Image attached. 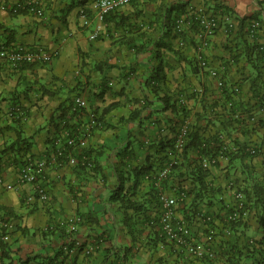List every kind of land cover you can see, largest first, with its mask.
<instances>
[{
    "label": "crops",
    "instance_id": "crops-1",
    "mask_svg": "<svg viewBox=\"0 0 264 264\" xmlns=\"http://www.w3.org/2000/svg\"><path fill=\"white\" fill-rule=\"evenodd\" d=\"M15 1L0 0L1 3ZM42 4L41 17L0 10V45L40 47L52 54L47 63L18 67L0 64V150L15 139L18 129L15 120L19 119L20 130L32 143L26 159L50 152L58 139L56 136L62 134L58 133V122L53 118L57 108L72 104L73 97L80 95L87 102V110H93L100 119L87 141L95 168L82 171L48 161L44 172L48 199L28 203L25 198L32 185L16 184V168L11 162L6 160L0 166V233L2 242L10 249L9 259L3 258L0 250V264H21L26 258H29L26 264H48L55 251L71 239H79L81 245L64 263L224 264L221 260L205 263L192 258L173 242L155 244V228L146 225L145 218L159 216L161 208L155 202L158 192L177 197L182 188L188 189L191 184L186 176H177L186 167L182 153L177 156L176 165L184 161L180 169L173 172L175 165L161 177L170 156L164 162H155L160 154H153V147L160 141L175 139L182 124L188 130L193 124L205 127L207 122L198 118V113L215 100L220 101H216L217 106L206 110L220 111L218 105L223 99L222 88L197 66L195 30L188 28L175 35L174 18L188 10L228 11L232 28L222 24L202 51L209 66L221 69L223 83L235 84L241 92L239 100L245 102L251 96L247 81L254 74L252 67L262 65L254 60L257 50L253 45L264 41V24L253 42L247 26L251 16L264 17V0H141L121 7L101 23L95 17L94 0H42ZM85 7L88 15L83 10ZM244 17L247 20L240 21ZM97 24L100 30L95 39H90ZM260 93L264 94V88ZM173 101H176L174 109L164 104ZM181 107L187 110L185 116L179 111ZM131 112L137 113L133 120ZM213 114H208V121ZM72 121L84 130L87 116L84 113ZM214 124L207 127L214 131L221 128L216 121ZM235 131L228 137L224 134L220 137L222 145L231 147L237 138L247 144V152L249 148L264 146L263 131L246 137ZM149 144L151 148L147 147ZM70 152L73 156L80 155L76 149ZM187 157L192 160L196 155L189 151ZM216 157V163L206 168V180L209 185L221 188L218 197L229 207L234 201L233 192L244 184L246 175L238 169L228 171L227 157ZM4 159L5 155L0 154V160ZM261 162H264V148L251 160L254 174L263 183ZM149 165L148 172L135 186L133 176L127 174L129 169ZM116 170L126 178L124 190L134 193L131 198L145 207L143 210L124 209L110 198L120 183ZM6 184L13 186L7 189ZM187 199L177 201L175 217L186 222L191 236L212 232L218 256L224 254L234 238H238L241 247L249 239L262 237L251 210L245 221L247 227L227 236L223 233L227 207L220 209L221 203H207L204 199L191 217V212L183 209ZM187 213L189 217L184 219ZM202 214L214 216L207 227L201 222ZM76 217L79 221L70 229L68 221ZM55 230L60 233L43 235ZM130 246L132 256L121 261L115 259L116 254L123 256L125 248ZM238 258L241 264L252 262L244 253Z\"/></svg>",
    "mask_w": 264,
    "mask_h": 264
},
{
    "label": "trees",
    "instance_id": "trees-1",
    "mask_svg": "<svg viewBox=\"0 0 264 264\" xmlns=\"http://www.w3.org/2000/svg\"><path fill=\"white\" fill-rule=\"evenodd\" d=\"M87 0H82V2H85ZM184 6V5H183ZM84 8V7H83ZM85 14L88 15L89 11L88 9H83ZM228 12V11H226ZM113 13V12H112ZM183 13V12H182ZM111 14V13H109ZM108 14V15H109ZM104 17V20H107V16ZM264 16V12H263ZM252 19H259L261 24L260 28L264 24V17L259 18L257 15L251 16ZM103 20V21H104ZM247 18H240V21H245ZM249 20V19H248ZM251 20V19H250ZM249 20V21H250ZM249 24V22H248ZM190 28L194 29L196 31V24L192 23ZM175 33V32H174ZM176 35V33H175ZM178 36V34H177ZM252 42L256 40V34L254 38H251ZM257 43V42H256ZM255 43V44H256ZM253 45L254 50L256 49V45ZM254 60H257L258 63H261L262 65L254 64L252 68H254V74L248 78V90L251 92V96H248L247 101L242 102L240 101L239 95L241 94L239 88L235 84H223L222 88V95L223 99L221 101V104L218 106L220 107V111L215 112H209L214 113L213 118L209 117V121L207 120L208 117V110L207 108H211L212 106H217V102H220L219 100L213 101V103H210V105L205 109H202L200 113H198L197 117L200 119L206 120L205 127L198 126L196 124L190 125V129L187 132V135L185 137V142L182 147L181 153H182V160L185 161L186 167L183 170L180 169L181 164L179 163L174 167V171L177 169L179 170V174L177 173V176H186L187 179L190 180V188L183 189V193L185 195L183 201H185L187 198V201L185 202V205L183 206L184 211L191 212V217L193 216L195 210L198 207V203L201 200H204L208 203H221L220 209H225V214L230 211L231 205L228 207L225 203H222L219 199V193L221 191V188H217L214 186H211L208 184V181L206 180V177L208 175V171L206 168H204L201 164V160L203 158H213L218 155H223L224 157H227L228 164L227 169L230 170H241L246 175V178L243 179L244 184L242 186H239L237 190L241 192L243 199L245 201V204H247L249 211L251 210L253 214L255 215V219L257 223L259 224L260 230L262 232V237L260 239H252L254 241H251L249 243L245 242L246 244H243L241 247H239L236 239L234 238L232 244H229L227 246V249L225 250L224 254L221 256H217L216 260H208L205 259H197L200 261H203L205 263H214L218 260H221L224 262V264H241L238 261L240 260L238 257L242 253L245 254V256H249L252 259L251 264H264V181L263 183L259 181V178L257 174H254L256 172L254 171V166L251 165L252 156L258 154V151L260 149H263L264 146H259L258 151L255 149V147H252L254 149L253 154H250L247 152V144L241 143L237 141V138L233 139L232 145L226 146L223 148L222 141L220 139L221 136L226 135L227 137L234 133L235 130H237L241 136H247L252 134L253 132H257L258 130L263 131L264 133V94L260 93V89L264 88V57L261 53L256 52ZM32 64V63H31ZM22 65H29V64H22ZM152 80H148L149 84H151ZM203 99L201 100V102ZM252 101V102H251ZM206 103V102H205ZM204 103V104H205ZM168 108L172 107L173 109L176 107V101H173L171 103H164ZM203 104V106H204ZM57 112H55V115L53 118H56L57 124H58V133L63 132L65 130L68 135L71 136H81L83 133V130H80L79 127L75 126L73 120L74 118H77L81 114L78 109L73 107V104L68 103V105H62L57 108ZM182 113V116H185L187 113L186 108L181 107V110H179ZM17 110H15L13 113H16ZM84 113V112H83ZM208 113V114H207ZM137 113L131 112L130 118L133 120ZM262 115V116H261ZM127 118V119H130ZM126 119V120H127ZM214 119L217 123L221 125V128L219 130H213L210 127H207L209 125H215ZM98 123H100L99 117H97ZM88 122V121H87ZM16 125L18 126V129L16 130V137L14 140L10 141L9 143L4 144L3 148L0 150V154L5 155L4 160H0V166L2 164H5V161L11 162L14 167L16 168V173L18 168L26 162L25 155L29 153L31 142L28 137H25L20 130L22 121L19 119L15 120ZM205 129H209L212 131V133H206ZM205 133L207 134H204ZM236 132V131H235ZM262 133V134H263ZM61 135H57L56 137H60ZM175 139H170L168 141H160L158 144L153 147V154H160V156L157 158V161L155 162H163L167 159V151L173 149ZM63 143L64 140H61ZM147 147H152V144H149ZM54 149V148H53ZM251 148L248 149L250 151ZM84 152L89 155L87 147H85ZM69 151V148L66 149V152ZM189 151H193L196 155V157L192 160H188L187 153ZM264 166V162H261ZM154 162H152L150 165L152 166ZM149 166H144L138 170H132L129 169L127 174H130L133 176V184L135 186L139 184V181L142 175L145 172H148ZM172 167V168H173ZM75 168L79 170H85V167L77 165ZM95 168V167H93ZM1 169V168H0ZM119 170V169H118ZM116 170V175L118 178V181L120 182L118 186L116 187V190L112 193L111 199L116 200L118 203H120V206L124 209H132L135 211L143 210V208L140 204L134 202V199L131 198L134 193H129L128 190H124L123 182L124 179H126L124 176L119 175V172ZM178 172V171H177ZM122 173V172H120ZM181 191V190H180ZM154 194V193H153ZM155 202L159 204L158 201V195L155 198ZM233 204V203H231ZM160 205V204H159ZM212 215V214H208ZM226 215L224 217H226ZM159 216H154L153 218H145L146 225H150L154 229V237L156 240V243H166L163 236L160 234V225H159ZM187 216H184V219H187ZM223 217V219H224ZM212 219L214 216L212 215ZM223 224L225 226H228L230 229L231 234H235L241 229H244L247 227L245 221L243 219H236L235 221H226L224 220ZM60 230H55L51 232H46L43 235H53V233H60ZM71 242V241H70ZM67 245L69 247L72 246V243ZM168 243V242H167ZM66 244V243H64ZM63 244V245H64ZM62 245V246H63ZM58 248L57 251H55L54 256L52 260L48 264H64L63 261H58V259L65 260L66 257L69 255L68 252H65L63 250V247ZM243 248V251H242ZM0 250H2V257L9 259L10 256V249L7 245V243H3L2 240H0ZM132 247L125 248L123 252V256L115 255V259L121 261L122 259L127 258V256H132ZM220 255V254H218ZM37 257V255L35 256ZM34 257V258H35ZM193 258V257H192ZM196 259V258H195ZM29 258H26L25 261H21V264H26L28 262ZM55 261V262H54ZM117 263V262H116ZM114 262H110L109 264H116ZM6 264H11V262H8ZM65 264H69L67 261Z\"/></svg>",
    "mask_w": 264,
    "mask_h": 264
},
{
    "label": "built area",
    "instance_id": "built-area-1",
    "mask_svg": "<svg viewBox=\"0 0 264 264\" xmlns=\"http://www.w3.org/2000/svg\"><path fill=\"white\" fill-rule=\"evenodd\" d=\"M141 0H94L95 17L101 23L104 17L109 13L115 12L125 5H129ZM0 10L7 11L12 14L16 13H29L34 16L41 17L44 13L42 0H17L13 3L0 2ZM222 11V12H221ZM192 23L196 24L195 35L198 39L196 47V63L201 71H206L208 75L215 80L216 86L221 88L223 86V78L221 77V69L209 66L208 61L203 55V48L208 45L209 39L214 32L222 25H226L228 28H232L233 23L230 15L225 10L218 12H205L202 10H188L186 13L178 15L173 20V30L176 34L180 35L184 32V29L190 28ZM259 19H251L247 26V34L250 38H254L257 30L260 28ZM100 30V25L97 24L94 27L93 32L90 34V39H95ZM257 52L261 53L264 57V41L256 43ZM52 54L44 51L40 47L29 48L23 45L10 44L0 45V64L5 63L10 67H18L22 64H31L35 62L47 63L51 60ZM110 84V83H109ZM73 107L78 109L80 114H86L87 124L81 136H71L63 130L62 134L56 140L50 152H46L40 157L27 158L17 170L16 184L29 183L32 185L31 192L26 196V202H32L34 200L46 201L48 199V193L45 187V168L48 161L55 164H67L70 166H83L86 169L93 168L94 160L84 152V148L87 147L88 137L92 129L99 125L97 121V114L93 110H87V102L80 95H75L72 100ZM84 112V113H83ZM164 130V127H161ZM188 132L186 124H182L177 131L175 141L172 150L167 151V155L170 156L166 165L162 170L161 177L168 174V172L178 162L177 156L181 153L182 147L185 142V137ZM61 140H64L62 143ZM223 148L226 146L222 145ZM69 151L66 152V149ZM76 149L80 152V155L73 156L71 150ZM250 153L254 152L251 148ZM220 156V155H219ZM217 157L203 158L201 164L204 168H208L216 163ZM1 170V169H0ZM12 184H6V188H12ZM234 201L231 205L230 211L224 217L226 221H235L236 219L246 220L248 217L249 209L243 199L241 192L234 191ZM185 195L183 192H179L177 197L166 194L161 190L158 192V201L160 204L161 212L159 217L160 234L163 236L165 242H173L179 250L185 252L189 256L196 259L216 260L218 256V250L215 247L214 234L210 231L205 232L200 237L191 236L189 227L182 219L175 217V208L177 201H183ZM212 215L202 214L200 219L204 227L212 221ZM79 218H71L68 223L70 229H73ZM223 233L225 235H231L228 226L223 224ZM3 239V234L0 233V240ZM72 246L69 247L66 242L63 250L71 254L80 247L81 242L79 239H71ZM254 240H249V243ZM63 261L58 259L57 262ZM55 264V263H53ZM65 264V263H64ZM228 264V263H227Z\"/></svg>",
    "mask_w": 264,
    "mask_h": 264
},
{
    "label": "clouds",
    "instance_id": "clouds-1",
    "mask_svg": "<svg viewBox=\"0 0 264 264\" xmlns=\"http://www.w3.org/2000/svg\"><path fill=\"white\" fill-rule=\"evenodd\" d=\"M23 13H25V12H23Z\"/></svg>",
    "mask_w": 264,
    "mask_h": 264
}]
</instances>
